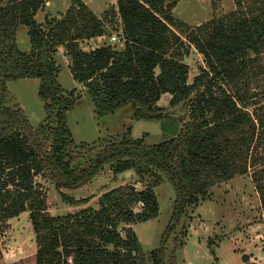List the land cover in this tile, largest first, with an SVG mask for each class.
<instances>
[{
    "label": "trees",
    "instance_id": "1",
    "mask_svg": "<svg viewBox=\"0 0 264 264\" xmlns=\"http://www.w3.org/2000/svg\"><path fill=\"white\" fill-rule=\"evenodd\" d=\"M177 1L117 0L113 15L119 24L110 32L123 41L122 50L109 44L82 52L79 40L103 33L79 0H72L60 20L45 18L43 25L34 18L46 0H0V225L28 214L35 264H172L184 246L186 227L176 230L188 212L206 201L213 187L238 176L250 174L264 205V0H231L230 13L193 30L166 12V5ZM21 26L27 28L28 53L16 45ZM176 27L187 32L188 46ZM60 46L98 118L129 106L134 120H160L165 115L157 102L168 94L170 107L183 104L179 134L145 146L129 139L128 130L97 148L80 145L88 159L79 166L81 155L66 126V113L78 97L57 82L53 57ZM189 46L203 62L190 84L184 63ZM20 79L39 81L44 119L36 129L18 106L6 104L7 83ZM105 167L113 178L130 172L140 184L152 178L155 186L166 180L173 187L171 219L159 247L147 255L132 226L157 218L153 185L139 191L118 186L98 197L96 209L46 215L36 177L51 179L58 191L79 190ZM60 197L71 206L88 202L62 192Z\"/></svg>",
    "mask_w": 264,
    "mask_h": 264
},
{
    "label": "rangeland",
    "instance_id": "2",
    "mask_svg": "<svg viewBox=\"0 0 264 264\" xmlns=\"http://www.w3.org/2000/svg\"><path fill=\"white\" fill-rule=\"evenodd\" d=\"M79 1L101 22L103 34L90 40H79L78 48L82 52H89L112 44L117 51L122 50L123 41L115 33L110 32L112 27L119 24L113 15L117 0ZM72 5V0H46L44 8L37 12L34 20L41 25L44 24L45 18L60 20ZM168 5L166 12L176 24H183L189 30L225 16L233 10L231 0H178L174 7ZM178 28L173 29L174 32L186 42L187 32ZM112 36H116L119 41L111 43ZM185 44L187 45V42ZM16 45L22 53L30 51L27 28L22 26L18 28ZM53 59L58 68V84L65 91L74 90L78 97L66 113V126L72 142L81 155L79 166L86 165L88 159L87 154H84L86 149L79 150L80 145H85L89 149L97 148L102 142L122 135L128 130L129 139L142 140L145 146L161 144L179 134L184 108L183 104L170 107L168 105L170 95L161 96L157 106L164 114L175 117L134 120L131 108L125 106L111 115L98 118L86 89L73 80L68 68L69 58L62 46L56 49ZM185 64L189 68L190 84L199 74V68L203 67L202 57L191 46ZM38 87L37 79H20L6 85V104L18 106L33 129L38 128L44 119L43 103L37 95ZM98 153L96 149L92 157L95 158ZM122 176L113 178L108 167H105L79 191L65 189L58 191L49 178L36 177L34 183L44 195L46 215L50 217L74 213L86 207L96 209L98 197L118 186L131 185L139 191L144 185H153L159 206L157 218L132 226L141 251L147 255L160 245L161 236L172 216L175 193L166 180L155 186L152 178H146L140 184L132 174L128 178H121ZM60 192L75 200L86 199L88 202L79 206L68 205L60 197ZM182 224L186 227L187 236L184 246L175 251L172 264H244L243 258L248 260V264H264V205L259 201L250 174L235 177L227 183L213 187L206 201L189 211L188 218L180 226H176V232L180 230ZM171 249V240H168L167 254ZM35 252L34 235L27 213L0 225V264H35Z\"/></svg>",
    "mask_w": 264,
    "mask_h": 264
},
{
    "label": "water",
    "instance_id": "3",
    "mask_svg": "<svg viewBox=\"0 0 264 264\" xmlns=\"http://www.w3.org/2000/svg\"><path fill=\"white\" fill-rule=\"evenodd\" d=\"M168 8H169V5L167 4L165 10L167 11ZM185 62H186V58H184V63H185ZM164 115H165V116H168V117H175V116H173V115H171V114H164ZM130 176H131V173L129 172V173H126L125 175H123L121 178H128V177H130Z\"/></svg>",
    "mask_w": 264,
    "mask_h": 264
},
{
    "label": "built area",
    "instance_id": "4",
    "mask_svg": "<svg viewBox=\"0 0 264 264\" xmlns=\"http://www.w3.org/2000/svg\"><path fill=\"white\" fill-rule=\"evenodd\" d=\"M110 40L112 41L111 43L119 41L116 36H112Z\"/></svg>",
    "mask_w": 264,
    "mask_h": 264
},
{
    "label": "crops",
    "instance_id": "5",
    "mask_svg": "<svg viewBox=\"0 0 264 264\" xmlns=\"http://www.w3.org/2000/svg\"><path fill=\"white\" fill-rule=\"evenodd\" d=\"M79 191V190H78Z\"/></svg>",
    "mask_w": 264,
    "mask_h": 264
}]
</instances>
